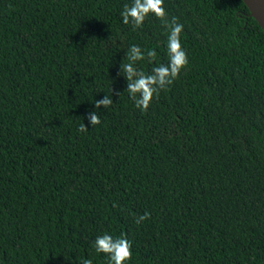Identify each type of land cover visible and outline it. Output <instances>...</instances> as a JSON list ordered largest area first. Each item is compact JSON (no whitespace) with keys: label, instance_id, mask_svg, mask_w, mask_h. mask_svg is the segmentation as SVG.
I'll list each match as a JSON object with an SVG mask.
<instances>
[{"label":"trees","instance_id":"1","mask_svg":"<svg viewBox=\"0 0 264 264\" xmlns=\"http://www.w3.org/2000/svg\"><path fill=\"white\" fill-rule=\"evenodd\" d=\"M125 2L0 0V264H107L106 231L129 264H264L263 28L244 0H164L188 64L141 112L119 64L165 60L166 31Z\"/></svg>","mask_w":264,"mask_h":264},{"label":"clouds","instance_id":"2","mask_svg":"<svg viewBox=\"0 0 264 264\" xmlns=\"http://www.w3.org/2000/svg\"><path fill=\"white\" fill-rule=\"evenodd\" d=\"M121 23L130 25L132 30L143 27L145 20L150 16H155L164 25L166 31L164 52L166 59L154 63L157 52L152 48H142L139 44H131L123 52V59L126 62L120 63L117 76L123 77L125 88L133 107L141 112L146 111L159 92L166 90L174 80L178 78L181 71L188 64V57L182 46L181 35L184 25L178 21L176 16H169L164 7V0H126L119 13ZM146 61L151 65L149 71H144L138 66V62ZM120 91L111 89V95L105 94L100 99H94L93 109L87 111L82 119H86L88 124L81 123V130L91 129L100 123L101 111L109 108L114 103V96H119ZM147 213L139 217L146 219ZM92 246L96 253L103 254L107 264H129L132 257L131 241L124 233L114 235L103 232L97 235L92 241ZM78 264H93L89 258L81 257Z\"/></svg>","mask_w":264,"mask_h":264},{"label":"water","instance_id":"3","mask_svg":"<svg viewBox=\"0 0 264 264\" xmlns=\"http://www.w3.org/2000/svg\"><path fill=\"white\" fill-rule=\"evenodd\" d=\"M250 9V13L255 17L264 30V0H244Z\"/></svg>","mask_w":264,"mask_h":264}]
</instances>
